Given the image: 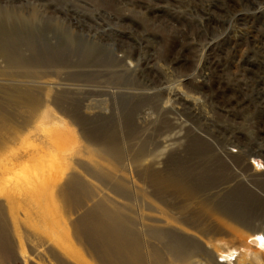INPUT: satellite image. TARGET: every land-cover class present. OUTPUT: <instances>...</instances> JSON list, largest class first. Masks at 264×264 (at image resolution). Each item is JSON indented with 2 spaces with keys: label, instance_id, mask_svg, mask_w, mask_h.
Instances as JSON below:
<instances>
[{
  "label": "rangeland",
  "instance_id": "rangeland-1",
  "mask_svg": "<svg viewBox=\"0 0 264 264\" xmlns=\"http://www.w3.org/2000/svg\"><path fill=\"white\" fill-rule=\"evenodd\" d=\"M0 15L16 31L32 27L34 50L15 44L32 70L16 72L39 75L31 87L77 136L53 192L49 185L38 196L12 184L11 197L20 203L14 214L11 198L0 197L8 240L0 243V264H79L51 238L55 228L90 264H103V257L117 262V249L125 256L132 243L80 228L98 206L126 218L128 230L142 238L145 264L163 250L156 230L186 238L197 251L187 264H258L243 259L241 231L214 237L165 226L168 217L187 218L153 183L158 174L184 180L234 216L240 230L264 234V0H0ZM21 120L9 125L16 131ZM24 132L0 134V166L30 161L29 142L43 149L39 131L18 139ZM112 143L126 153L122 165L104 152ZM142 145L148 156L138 166L130 149ZM12 173L0 171V180ZM72 174L84 191L60 196ZM163 252V264H180ZM220 256L231 259L219 262Z\"/></svg>",
  "mask_w": 264,
  "mask_h": 264
},
{
  "label": "bare ground",
  "instance_id": "bare-ground-1",
  "mask_svg": "<svg viewBox=\"0 0 264 264\" xmlns=\"http://www.w3.org/2000/svg\"><path fill=\"white\" fill-rule=\"evenodd\" d=\"M14 27H16L14 21L0 15V62L4 65L2 67V64H0V83H8V86L4 83V86L0 85V99L5 100L3 103H0V134L9 136L8 138L11 139L15 134H21L17 133L20 130H26L18 138L24 140V137H28L34 129L43 135L44 141L42 143L43 149L39 148L37 144L28 143V147L31 149L27 150L32 151L31 160L23 163V165H19V168L15 166V169H13L11 161L0 166V171H3V173L13 172L12 177L0 180V197L6 196L7 198H11L7 201V206L12 214L15 213L16 207L20 203L18 201L14 202L9 187L13 184L16 187L15 190L22 192L24 190L20 186L23 185L26 187V192H34L36 195L41 196L43 189L48 188L50 185L51 192H53L56 184L65 175L64 173L67 170L65 163H63L65 154L72 150L77 140L74 130L69 127L64 119L58 117L52 111L48 103L43 100L40 91L31 87L32 84H35L34 81L36 82L40 79L39 75L37 76L30 71L27 73L16 72L18 70L22 72L26 69L32 70L30 67H33L27 63L28 59L25 57L24 51L15 47L16 42L18 41L19 44L25 42L26 49L23 47L24 50L31 53L34 50V46L30 41L35 35H33L31 26H26L25 24L22 26L18 25L19 29L23 28L24 31H16ZM15 118L22 119L19 123V129L16 131L14 130L15 128L13 129L9 125V121ZM130 150L133 153L131 161L135 165L141 166L139 165L140 162L144 161L148 156L146 147L142 145L138 149L132 147ZM104 152L113 159L109 161H114L119 165H122L127 160L125 158L126 153L116 144L112 143V145H108ZM151 160L153 162L154 159L152 158ZM143 172L145 173L146 170ZM87 174L89 177L97 180L100 178L105 179L106 177L110 179V174H96L95 172L91 173V171L87 172ZM146 174L150 177L153 175V172L149 170V173L147 171ZM157 176L159 177L154 179L153 184L158 195L174 198L173 200L177 201L176 207H171V204H167V207H171L179 215H185L187 218V220H177L168 217L165 221V226L177 223L199 234H216L214 237L221 234L236 236L241 231L237 235V238L243 243V259L264 264V234L260 233V230H240L242 227L235 220L236 218H233L234 216L232 217L230 214L225 213L226 210L212 199L199 198L196 190L183 182L184 180H177L170 176L161 177L159 174ZM67 184V187L65 189L62 188L59 192L60 196L71 198L73 195L84 191L80 178L74 174L69 176ZM97 218L100 220L98 221ZM80 221V228L88 227V229L100 231L103 236L108 235L112 242L116 240L117 242L132 243V251L127 249L128 251L125 256H121L123 254L121 247L117 249L120 256L117 258V262L114 260H106L105 262V257L102 258L101 256V263L109 264L110 261L111 264H145V257L140 251L142 238L140 239L137 233L128 230L129 222L127 223L126 218L119 215L117 211L109 210L104 206H98L88 211L86 216ZM4 222L0 215L1 244L8 241L5 238L6 231L4 226L6 222ZM55 231L51 232V238L56 241L62 251L79 264H90L70 237H68L69 235L64 232L59 233V230H56V228ZM127 232H130V234L126 235ZM152 236L157 242L164 244L163 250L172 258L173 262L187 264L197 256V251L193 247H190L192 245H187L186 238L184 239L179 235H175L171 231L156 230ZM217 242H219L218 239ZM163 250H155L153 252V264H163V255L165 254ZM219 258V262H221L226 259L230 260L231 256L224 258L220 256Z\"/></svg>",
  "mask_w": 264,
  "mask_h": 264
}]
</instances>
